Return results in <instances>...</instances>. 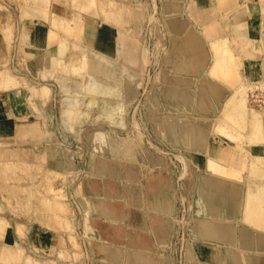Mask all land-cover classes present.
Masks as SVG:
<instances>
[{
    "label": "rangeland",
    "instance_id": "374dc122",
    "mask_svg": "<svg viewBox=\"0 0 264 264\" xmlns=\"http://www.w3.org/2000/svg\"><path fill=\"white\" fill-rule=\"evenodd\" d=\"M21 1L23 6L29 3V0ZM54 1L66 6L70 3L69 0H49V13L46 11L47 15H51L49 19H59L63 24H73L76 17L84 21L87 14L81 9H75L71 16L52 11ZM111 5L116 6L112 11L115 16L109 19H115L113 24L125 26L126 34L130 35L124 37L123 31L118 29V51L122 55L119 61L122 64L112 68V73L107 76L117 90L112 88V96L107 98L105 106L102 100L89 103V96L84 95L83 87L90 84L92 73L99 74V71L83 63L82 69L77 71L80 74L74 72L80 68L76 58H82L83 51L86 54L91 51H82L76 38L61 34L58 29L49 35L50 40L55 42L52 46L54 54L58 56L57 44L60 42L72 49L71 54L77 55L75 59L71 57L73 60L70 58L64 62L62 69L61 60L57 57L54 76L42 79L44 66L39 69L33 63L32 49L20 60L21 63L16 64L11 58L3 64L10 75L19 79L20 84L0 87V93L16 88L11 92L30 95L29 99L35 102L39 112L32 119L45 125V130L39 129L41 137L32 139L28 145L0 142V239L7 229L10 238L13 235L16 251L21 255L14 252L22 257L0 250L1 254L8 255L4 264H12V260H17L19 264H107L114 259L110 241L131 248L125 232V229L131 228L143 234L146 240L145 246L137 248V254H142L145 264H200L197 262L199 249L191 233L195 211L193 203L197 199L193 191L203 157L188 151L185 132L195 121L208 118L211 123L200 132L201 137L209 148L212 146L210 141L224 139L236 151L243 153L247 157L243 164L245 169L242 167L244 175L250 172L252 165L260 162L264 154L260 149H252L249 144L252 140L249 141V137L245 138L239 131H242L243 124L234 120L228 111L225 97L229 94L230 87L226 82L229 79L221 75L214 82L224 89L222 101L225 102L217 108V112H213L218 103H213L208 96L212 93L211 89L201 84L195 88L196 84L190 81V90H187L181 85L179 77L166 70L172 58L177 57L184 36L172 34L170 19L164 16L161 0L85 1L86 8L100 14L110 9ZM109 24L112 25L111 22ZM12 29V23L2 26L7 38L11 37ZM83 36L88 37L85 28ZM232 53L236 54L233 59L238 63L237 85L246 76L240 71L242 56L235 50ZM84 60L86 57H83ZM108 60L107 57L105 61ZM63 69L67 71L65 76ZM78 79L82 80L81 91L77 87ZM45 81L53 88L52 93L46 101L41 100L38 104L30 88L39 87ZM63 81L73 86L68 94L62 89ZM253 85L255 89L248 93L250 103L260 107L264 93L260 90L261 86ZM73 88L77 90L73 92ZM72 93L75 95L70 97ZM254 93L260 100L252 97ZM77 95L81 99L79 102L76 101ZM70 99L71 103L76 99L75 105L70 103ZM186 99L190 100V106L181 107L179 103ZM201 103L211 105L206 107V111L199 112L196 108ZM231 131L236 134H231ZM104 165L106 167L101 172ZM257 182V179L253 182L255 188ZM96 196H102L106 204L101 202L100 206L116 213L119 220L122 218L121 222L124 219L122 228L116 229L106 217L92 209L91 200ZM56 210L59 214L61 210L71 215V219L53 218L52 213ZM46 222L51 224L50 227L56 225L53 227L55 230H49ZM18 224L27 229L20 230ZM44 226H47V231H44ZM19 231L21 234L25 231L26 235H20ZM68 233L75 235L79 251L68 244ZM135 255L133 251L125 253L123 264H135Z\"/></svg>",
    "mask_w": 264,
    "mask_h": 264
},
{
    "label": "bare ground",
    "instance_id": "6f19581e",
    "mask_svg": "<svg viewBox=\"0 0 264 264\" xmlns=\"http://www.w3.org/2000/svg\"><path fill=\"white\" fill-rule=\"evenodd\" d=\"M48 1L49 0H29L28 4L24 3L25 5L23 6V8H24L23 12L24 13L28 12L30 15L29 17L35 23H38V21H41V20H46V21H48V23L52 24L53 27H51L50 34H51V32H54L55 29H58L59 33H61V34L64 33V34L69 35L70 37L76 38L78 40L77 43L81 46L82 51L89 49L91 52H90V54H88V53L86 54V52L83 51L82 58H80V56H79V58H76L75 56L77 54L76 55L73 53L71 54L72 49H70L69 46H64L60 42L59 43L57 42L58 43L57 44L58 50H59V53L57 56L52 51V46L55 45V42L53 43V40H50V36H49V45L46 48L40 47V45H38V42H40L41 39L38 40V38L36 36V41H35L33 50H34L35 55L39 56V54H42V57H43L44 69H42L43 72H41L42 79H46V78H49L50 76L52 77L55 75V70H56V65H57V63H55V61H56L57 57H59L61 60L60 61L61 69H62V67H65L64 62L68 61L71 57H73L74 59L76 58L79 61L77 66L80 68H76V70L74 72L80 74L77 71H80L82 69L81 66L83 63L86 65L88 64L92 69H95V71L96 70L99 71V74H96V72H93L92 73L93 78H92L90 84L83 87L85 90L84 95L86 94L87 95L86 97L89 96V99L87 100L89 103L93 104L96 102V100H99V101L102 100L103 105L105 106L107 103L106 102L107 98L112 96L111 95L112 90L113 89L117 90V88L113 87V83L111 82L110 79L107 78V76H108V74L112 73V68L118 67L122 64V62L119 61V60H121L122 55L120 54V52L118 50L116 51L115 54H111V53L106 52L104 50H100L95 45H93V43L90 40V37L86 38L85 36H83L84 28H85L84 27V21L79 20L78 17H76V21L73 24H62V23H59V19H56V18L47 19V18L43 17L42 13L43 12L46 13ZM69 1L74 2L76 4V6H74L75 9H78V10L81 9L82 11L86 12L87 15H93L95 17H98L101 22L102 21L103 22H109V23L111 22L112 25H114V27H116V29L120 28V30L123 31L122 36L128 37L130 35V34H126V33H128V31H126L127 29L125 28V26L113 24L115 19L114 20L109 19L110 16H115V13L112 12L116 8L115 5L109 6L110 9H107V10L103 11L102 14H100V13H95V11H92L89 8H86V6H85L86 0H69ZM161 4H162L161 6H162V11L164 13V16L169 18V19L171 18V15H172L171 13L175 12L177 14V12H179L181 10V8L184 7V4L181 3L180 0H161ZM117 8H118V6H117ZM176 14H174L173 16H175ZM260 16H261V14H260ZM53 20H55L57 22H55ZM263 26H261V27H263ZM10 27H11V25H10ZM177 32H178L177 34L180 35L179 31H177ZM195 35H196L195 32H193V34L191 35V37H192L191 41L195 40V38H196ZM5 37L7 38V36H5ZM207 37H208L207 43L210 46L212 56H213V63L209 67L207 73L202 74L201 76H194V75L188 74L186 72H180V71L177 72L175 69L173 70V68L171 67L172 63H175L176 66H179V65H181V62H179V59L174 58V57L172 58L173 60L171 62L169 61L170 64H168L166 70L169 71L170 74H173V75H176L177 77H179V79L181 81V85L183 87H185V89H187V90H190V88L188 87V85H189L188 83L190 81L191 82L193 81L194 84H196L195 88L199 87L201 84L206 89H211L212 93L208 96L210 97L211 101H213V103H218V106H216L214 109H212L213 112H217V108L221 107V104L222 103L224 104V102L226 100L227 104H228L227 106L229 108L228 111L234 117L233 119L234 120L236 119V121H238V123L240 122L241 125L243 124V126L238 124L239 126H241V129H242V131L239 129L240 133H243L241 135H243L245 138L249 137L248 138L249 141L252 140L249 143L250 146L252 147V149H254L256 151H257V149H260L261 151L264 152V104L260 107H256L257 106L256 104H255L256 106H253L250 103L251 98H250V96H248L249 91L255 89V86L253 84H256V85L258 84L259 86H261V88L260 87L259 88L262 91V93H264V77L258 79L259 81L255 82V80H257V79L246 76L243 78V80L240 81V83H238L236 85L238 75H239L238 68H237L238 63L233 59L236 54L234 55L232 53V51L234 49L231 47L228 38L220 37V36H207ZM71 39H73V38H71ZM73 40H75V39H73ZM117 42L120 45V39L117 40ZM71 45H73V44H71ZM189 45L191 46L192 44L189 43L188 46ZM195 46L196 45L189 47L188 49L182 50L184 53L189 52L188 54H186V58H185V60H187L188 63H192V62L196 61L197 59L204 58V56H205V51L202 53H199V51L198 52L194 51L193 48H195ZM83 57L84 58L86 57V61L85 60L83 61ZM107 57L109 58V60L106 62L105 59ZM180 68H182V66H180ZM63 70H64L62 72L63 76L67 75V71L65 69H63ZM8 74H9L8 70L6 68H4V65L0 66V87L1 88L2 87L4 88V87H9V86H15V85L20 84V81H19V79L16 78V76H14L12 74L11 75L10 74L8 75ZM221 75L224 76V78L233 81V84H230L229 80L226 81L228 86L230 87L229 88V94L226 95V97L224 96V92H223L224 89L221 86H218L217 84H215L218 81L217 80L218 76H221ZM56 76H58V75H56ZM59 77H60V75H59ZM60 78L62 79L63 77L61 76ZM181 79H184V82H182ZM80 81H82V80H79L77 82L78 88H80L79 86H81ZM221 82H224V81H221ZM176 85H179V84H176ZM61 86H62V89L65 90L67 94L69 91H71V89L73 87V86L66 85L64 83V81H63ZM191 88L194 89V87H191ZM30 89H32L31 95L39 104L41 100L46 101V97L49 98L50 93H52L51 90L53 88H51V85L49 82L45 81L39 87L33 86ZM74 89L75 88H73V92L77 90V88L75 90ZM81 89L82 88H80V91H81ZM129 89H130V87H129ZM239 92L241 94H239ZM73 95H75V94L72 93L71 96L70 95L69 96L73 97ZM78 95H77V99L80 97ZM75 97L76 96H74V98ZM224 97H225V100L223 102L222 99ZM75 100L76 99H73V103L75 102ZM80 100L81 99H78L76 101L79 102ZM71 102H72V100L70 101V103ZM73 103H71V104H73ZM179 104L181 105V107H189L190 106V100L186 99V100L180 102ZM68 105H70V104H68ZM74 105H75V103H74ZM210 105H211L210 103H207L206 105L201 103V105L198 106L196 109L199 112H203V111H206L207 110L206 107H209ZM73 106H72V108H73ZM91 107H93V105ZM78 108L79 107L77 106V109ZM40 109L42 110V107H40ZM210 123H211V121L208 118L199 119V120L195 121L194 123H192L190 125L188 131H186L184 134L185 143L187 144L188 151L195 153L199 157L200 156L203 157V159L201 160L202 168L207 172L206 178H205V184L203 185V188H202V196L200 199V202H201V204H203L202 205L203 207H198V205L196 204L197 202L193 203L195 211L193 213L194 220L192 222V228H193L194 232L191 233V235H192V237H194V235H195L196 237L202 239V241L204 240L207 243V245H205L206 246L205 252H207V253H210V252L214 253L216 251L215 248L218 249V247H220L222 244H225V245L227 244L226 246H227L228 251H230L231 249L234 248L233 256H234L235 264H243L244 261H246L244 264H247V261H250V262H248L249 264H256L253 256L250 257L249 260H245V255H244L245 253H243V251H247V250H253L254 252H256L258 250L262 251L264 249V239L263 238L260 239V236H258V232H256V234L253 235V234H249L248 232H246L245 229H240L239 233L237 234V236H235L236 238L234 239L232 237L233 236V229L231 228V224H230L231 219H233L234 216H237L236 214L238 213L239 203L241 201L240 190H239L240 189L239 185L241 183H239V182L245 181V183H246L247 178H251V176L249 175V172L246 175H244V171H243V169H245L244 165H242L241 167L235 166V161H234V159L231 158V155L233 153L232 150H222V149L211 150L209 148V146H207L205 139H203L201 137L200 132L203 129H207V127H209ZM37 127H38L37 124L32 125L31 128H29L27 133L25 134V137L26 136L35 137V138L41 137V133L39 132V129ZM236 130H238V129H236ZM230 133L233 135L236 134V133H233L232 131ZM237 133H238V131H237ZM43 134H45V132ZM260 150H258V151H260ZM246 152H247V150H246ZM220 156L224 157L223 160L219 159ZM105 167H106V165H104L103 167L101 166V172L105 169ZM242 167H243V169H242ZM260 167L261 166H256L254 168V170L258 174L261 175L263 170ZM111 176H112V174H111ZM199 177L201 178V176H199ZM243 185H244V183H243ZM257 185L258 186H256V187L258 189L254 187L253 189L249 190V193L246 195L245 201L243 203L244 204L243 205L244 208L242 207L244 209L243 210V221L245 223H247L246 204L248 203V204H250L249 214H248L249 220L256 223V224H262V222L264 224V187L261 183H257ZM56 201H58V199ZM101 202H103L102 196H96V198H93V200H91V203H92L91 205H93L95 208H93V206H92V209H94V211L97 214L99 213V214H102V216L106 217L107 221L110 218L109 222H112V226L116 227V229H119L120 227L122 228L124 219L121 222L122 218L119 220L118 219L119 216L116 215V213H115V215L109 214V213H111L110 211H107L109 208L108 209L106 208L107 209L106 210L105 209L106 206H100L104 203V202L103 203H101ZM136 202H137V200H136ZM58 203H60V202H58ZM58 203H56V204H58ZM59 206H60V204H59ZM240 209H241V207H240ZM61 210L63 211L66 209L61 208ZM61 210H60V214H59V210H56L54 213H52L53 218L57 217V218H61V220L66 218L65 219L66 221H67V219L70 220L71 215L63 213V212H61ZM201 211H203L205 214H200ZM96 213L94 215H97ZM142 217H144V213H143ZM93 218H95V217H93ZM95 220H96V218H95ZM125 220H126V218H125ZM48 222H51V224H52V221L49 220ZM48 222H46L45 225H47ZM6 223H7V221L5 222V225H6ZM20 224H18V228L20 226L21 229L20 228L19 229L24 230V228H26V227H22ZM51 224L49 225V223H48V225H47V226H49L48 227L49 230H51L50 228H53L54 226H56V225H53V227H50ZM248 224L251 225V223H248ZM23 225H25V224H23ZM47 226H44V231H47V230H45V227H47ZM6 230L4 233L2 232L3 235H2V238L0 239V241H1L0 242L1 243L0 244V250H3V252H6L10 255V253L14 254L15 253L14 251H16L17 248H15L16 245L13 244L14 243L12 240L13 235L10 238L9 237L10 232L9 231L7 232ZM24 232H22V234L20 232V235L25 234ZM125 232L127 234L128 239L132 235H135V236L131 237V239H135L137 237V230H134V228L133 229H127V230L125 229ZM17 234H18V232H17ZM74 237H75V235L68 233V237H67L68 244L71 245L75 250L79 251V249H78L79 242L77 240H75ZM115 240H116V238H115ZM235 242H236L237 246L234 245ZM130 243H131L130 244L131 246H137V240L136 241H130ZM17 247H19V246H17ZM22 250L23 249L21 248V251ZM16 252H19V251H16ZM111 252H112L113 256H116L117 258L123 257V254L121 253V251L118 250L117 247H115V250L113 248L111 250ZM19 253L21 255V252H19ZM3 254L4 253H2V254L0 253V264H4L6 262L7 257H8V255L6 256L5 254L4 255ZM16 254L17 253H15V256H16ZM18 254H17V256H20ZM15 258L17 259L18 257H15ZM21 258H18V260L21 261ZM200 260H201V262H203L205 264H213V263L208 262L206 259H204V260L200 259ZM26 261H28V260H26ZM197 261H199L198 258H197ZM31 262H32V260H31ZM12 264H19V263H17V260L16 261L12 260ZM118 264H122V263L118 262Z\"/></svg>",
    "mask_w": 264,
    "mask_h": 264
},
{
    "label": "crops",
    "instance_id": "0c3cea01",
    "mask_svg": "<svg viewBox=\"0 0 264 264\" xmlns=\"http://www.w3.org/2000/svg\"><path fill=\"white\" fill-rule=\"evenodd\" d=\"M158 1L160 2V0ZM180 1L184 4V7H182L177 14L175 12L171 13L172 15L169 21L172 34H177V31H179L180 36H184V41L181 43L176 57L179 59V62H181V65L176 66L175 63H172L171 67L173 70L175 69L177 72H186L194 76H201L202 74L207 73L209 67L213 63V56L210 46L207 43V36H220L228 38L231 47L238 55L242 56L240 59V71L243 76H248L254 79L264 77V0ZM22 4L21 0H0V65L8 63L11 58L14 63H21L22 61L20 60H23L24 56L28 55L29 49H34L36 36L38 40L41 39L40 42H38L40 47L46 48L49 45V35L53 25L46 20L38 21V23L32 21L29 17V13L23 12L24 8ZM51 9L56 13L67 16H71L75 12L74 2H70L69 6H66L64 3L54 1L52 2ZM174 14L176 15L173 16ZM42 15L47 19L51 17V15H47L45 12H43ZM84 18L85 33L90 37L93 45L100 50L115 54L118 50V29L108 22L99 21V18L93 15H85ZM5 23L13 24L11 37L8 39L5 37L2 30V26ZM59 23L61 22L59 21ZM192 31L196 34L194 41H191V35L193 34ZM189 43L192 45L188 46ZM193 44L196 45L193 50L197 52L199 51V53L205 51V56L192 63H188L185 58L186 54L189 52L184 53L182 50L194 46ZM31 59H33L35 65H38L39 69L41 65L44 66L42 54H39V56L35 55L33 50V56ZM180 66H182V68H180ZM173 76L177 77L176 75ZM181 80L184 82V79ZM14 89L16 88L0 93V142L25 146L32 143L31 140L35 138L29 136L25 137L28 129L31 128L32 125L37 124L38 129L45 130V125L37 119H32V116H35L39 112L36 110L35 102L29 99L30 95L25 96L23 94L19 95L16 94V92H11ZM225 142L227 144H225ZM210 145H212L210 146L211 150H232L233 153L231 158L234 159L235 165L241 167L244 164V154L240 151H236L234 146L227 140L214 139L213 142L210 141ZM259 161L258 164L252 165L251 167L249 172H252V174H250L251 178H247L246 183L239 182L241 183V186L239 185L241 201L239 203L238 213L236 214L237 216H234L230 221L231 228L233 229L232 237L234 239L240 229H245L246 232L253 235L258 232L260 239H264V224L263 222L262 224H256L249 220L248 214L250 204L248 203L246 204L247 223L243 221V203L249 190L255 187V184L253 183L254 180L257 179V183H261L264 187V154ZM256 166H261L260 168L263 170L262 173L260 172L261 175L254 170ZM206 174L207 172L203 168H201L197 174V182L193 192L197 195L196 204L198 207H203L200 199L202 196V188L205 184ZM199 176H201V178ZM249 182H252L251 186ZM110 212L111 213L109 214L115 215L114 212ZM200 214L205 213L201 211ZM109 221L110 218L107 222L112 225V222ZM248 223H251V225ZM134 236L135 235H132L131 237ZM131 237H129L130 241L137 240V246H131V248L128 246H125L124 248L123 244L119 245L107 239L103 240H107V242L110 241L109 244H111L110 246L112 249L114 248L115 250V247H117L123 256H125V253L130 252L131 254L133 251L136 254L135 264H140V262L145 264V262L142 261V254L140 256L137 254V248L141 249V247L146 244L143 234L137 232V237L135 239H131ZM194 238H196L194 239L196 242L195 245L197 249H199L197 253V258L199 260L197 261L198 263L205 264L201 262L200 259H206L213 264H235L233 256L234 248L228 251L227 244H222L218 249L215 248L216 251L214 253H207L205 252V245H207V243L195 235ZM234 245L237 246L236 242ZM243 253H245V260H249V258L253 256L256 264H264V249L256 252L253 250H247L243 251ZM113 258L114 259L107 264H118V262L123 264L124 257L117 258L116 256H113ZM245 262L246 261H244V263ZM248 262L250 261H247V264H249ZM127 264H129V262H127Z\"/></svg>",
    "mask_w": 264,
    "mask_h": 264
},
{
    "label": "built area",
    "instance_id": "2783aa9c",
    "mask_svg": "<svg viewBox=\"0 0 264 264\" xmlns=\"http://www.w3.org/2000/svg\"><path fill=\"white\" fill-rule=\"evenodd\" d=\"M254 94H255V93H254ZM254 94H253L252 97H255V98H256V97L258 96V94H255V95H254ZM257 98H259V97H257ZM259 100H260V99H259ZM254 101H256V100L254 99ZM260 101H261V104H260V105H263V104H264V99H261Z\"/></svg>",
    "mask_w": 264,
    "mask_h": 264
}]
</instances>
